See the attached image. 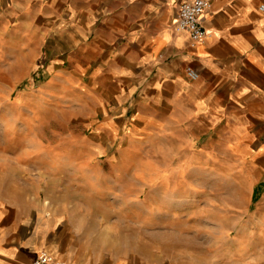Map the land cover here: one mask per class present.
<instances>
[{"label":"crops","instance_id":"obj_1","mask_svg":"<svg viewBox=\"0 0 264 264\" xmlns=\"http://www.w3.org/2000/svg\"><path fill=\"white\" fill-rule=\"evenodd\" d=\"M185 1L0 0V8L7 10L0 26L15 23V37L33 50L30 70L39 68L43 56L51 61L42 72L47 100L58 95L54 100L70 104L67 87L83 89L88 101L79 98L78 104L86 106L85 118L96 122L102 115L99 129L113 133L120 153L143 145V159L130 168L140 169L139 176H129L143 193L150 188L178 195L190 191L192 199L197 194L194 182L179 174L197 168L211 170L223 186H235L231 196L222 192L217 199L245 202H237L232 211L238 217V239L261 250L255 260L260 264L264 0H211L203 17L208 35L195 46L175 26ZM57 40L75 51L65 55L50 43ZM91 49L97 52V75L86 84L78 51ZM188 68L198 73L196 79L188 76ZM103 78L112 83L107 93ZM94 150L105 151L101 146ZM121 178L113 177V184L122 183ZM93 182H78L75 189L84 199L100 198L101 183ZM255 193L257 203L249 213ZM47 196L44 206L39 191L23 194L16 182L8 188L0 184V264H35L41 250L56 254L64 264H182L148 243L140 247L133 240L114 239L113 208H96L75 220L47 206L55 192ZM221 210L223 215L231 212L228 205Z\"/></svg>","mask_w":264,"mask_h":264},{"label":"rangeland","instance_id":"obj_2","mask_svg":"<svg viewBox=\"0 0 264 264\" xmlns=\"http://www.w3.org/2000/svg\"><path fill=\"white\" fill-rule=\"evenodd\" d=\"M6 11L0 8V20ZM14 26L13 21L8 27L0 26L1 186L8 188L16 182L23 194L39 191L44 206L47 193L55 192V199L47 206L75 220L96 208H113L114 239L133 240L140 247L148 243L180 258L182 264H256L261 250L238 239V217L232 211L239 201L217 199L222 192L231 196L235 186H223L211 170L197 168L179 174L194 182L197 194L192 199L190 191L178 195L172 190L162 193L150 188L143 193L140 185L129 181L131 174L139 176L140 169L130 168L143 159V145L135 144L131 152L120 153L122 146L113 141V133L99 129L102 115L96 122L85 118L86 106L78 104L79 98L85 97L84 104L88 101L83 89L67 87L65 95L70 104L54 100L60 98L58 95L49 99L51 102L47 100V79L42 72L51 61L43 56L39 68L30 70L33 50L15 37ZM50 43L65 55L75 51L65 41ZM83 51H78L83 70L79 73L90 84L97 75L93 65L97 52ZM102 81V91L107 93L112 83L105 78ZM98 146L105 151L97 153L94 148ZM113 177H122V183L114 185ZM96 179L101 183L100 198L84 199L78 194L76 183L85 181L88 186ZM255 203L257 200L251 202L249 213ZM226 205L231 210L229 215L221 213Z\"/></svg>","mask_w":264,"mask_h":264},{"label":"built area","instance_id":"obj_3","mask_svg":"<svg viewBox=\"0 0 264 264\" xmlns=\"http://www.w3.org/2000/svg\"><path fill=\"white\" fill-rule=\"evenodd\" d=\"M211 0H188L182 3L176 16V29L181 32H187L190 36L192 45L202 43L207 37V30L203 24L205 12L210 8ZM264 12V6L261 8ZM188 76L196 79L198 73L193 68L187 69ZM35 264H64L48 250H41L37 256Z\"/></svg>","mask_w":264,"mask_h":264},{"label":"trees","instance_id":"obj_4","mask_svg":"<svg viewBox=\"0 0 264 264\" xmlns=\"http://www.w3.org/2000/svg\"><path fill=\"white\" fill-rule=\"evenodd\" d=\"M258 199V196L256 195V193H255V196H254V201H256Z\"/></svg>","mask_w":264,"mask_h":264}]
</instances>
